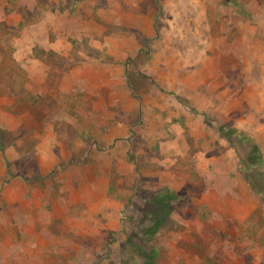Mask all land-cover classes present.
Segmentation results:
<instances>
[{
    "label": "rangeland",
    "instance_id": "1",
    "mask_svg": "<svg viewBox=\"0 0 264 264\" xmlns=\"http://www.w3.org/2000/svg\"><path fill=\"white\" fill-rule=\"evenodd\" d=\"M261 90L264 0H0V264H264Z\"/></svg>",
    "mask_w": 264,
    "mask_h": 264
},
{
    "label": "trees",
    "instance_id": "2",
    "mask_svg": "<svg viewBox=\"0 0 264 264\" xmlns=\"http://www.w3.org/2000/svg\"><path fill=\"white\" fill-rule=\"evenodd\" d=\"M256 150V148H255ZM261 163V161L259 162ZM241 168L245 169L246 165L245 162L242 163ZM249 188L251 189V191H253L254 193L263 196L264 195V179H262L260 176H254V178H245Z\"/></svg>",
    "mask_w": 264,
    "mask_h": 264
},
{
    "label": "crops",
    "instance_id": "3",
    "mask_svg": "<svg viewBox=\"0 0 264 264\" xmlns=\"http://www.w3.org/2000/svg\"><path fill=\"white\" fill-rule=\"evenodd\" d=\"M244 92L246 93V96L248 97L249 89L246 88ZM251 103H256L257 106L255 109L259 111L261 107L264 105V92L261 90L259 93L258 91L256 98L252 99Z\"/></svg>",
    "mask_w": 264,
    "mask_h": 264
}]
</instances>
